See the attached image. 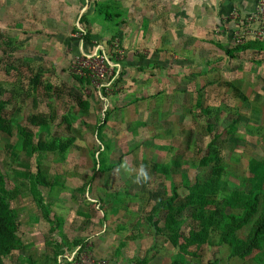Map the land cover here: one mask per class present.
<instances>
[{
  "label": "rangeland",
  "instance_id": "374dc122",
  "mask_svg": "<svg viewBox=\"0 0 264 264\" xmlns=\"http://www.w3.org/2000/svg\"><path fill=\"white\" fill-rule=\"evenodd\" d=\"M246 1L0 0L14 263L264 264V235L233 251L264 200V52L224 53ZM22 140L33 181L16 183Z\"/></svg>",
  "mask_w": 264,
  "mask_h": 264
},
{
  "label": "trees",
  "instance_id": "16d2710c",
  "mask_svg": "<svg viewBox=\"0 0 264 264\" xmlns=\"http://www.w3.org/2000/svg\"><path fill=\"white\" fill-rule=\"evenodd\" d=\"M95 11L98 15L103 16L105 20H110L111 16V9L105 4H94ZM225 12L227 15L228 12ZM116 17V14L114 15ZM255 50L259 52H264V42L259 41H247L243 45H235V46H228L224 48V53L226 56L230 58H234V54L239 53L244 50ZM107 112V111H106ZM42 147V146H39ZM54 148V147H52ZM41 149V148H40ZM8 155L10 156L12 165H6L9 167L7 170L8 173L12 175L13 181L18 183L19 181H33V178L30 173V164L29 161L32 157V143L30 140H22L17 146H8L7 147ZM262 179L264 180V167L261 170ZM3 170L0 168V264H4L6 259H10L15 251L21 250V246L14 241L13 234H12V227L17 219V213L14 209L10 207L8 198H7V190L5 186V177ZM42 179V178H41ZM43 181V180H42ZM184 181L187 184V181L184 178ZM40 182V181H38ZM21 183V182H20ZM197 186V184L195 185ZM177 185L171 186L172 194L169 196L167 203L171 204L175 201L177 195ZM251 236L246 238L243 243L238 242L235 240V247L234 253L235 255L245 256L249 254L256 246V239L260 238L264 235V200L261 204V212L258 218L251 226ZM237 246L240 249H237ZM78 253L84 252L85 244L78 243ZM82 251V252H81ZM75 259V258H74ZM72 259V260H74ZM27 264H35V262L28 257ZM175 263V262H174ZM9 264H16L12 261V258Z\"/></svg>",
  "mask_w": 264,
  "mask_h": 264
},
{
  "label": "built area",
  "instance_id": "2783aa9c",
  "mask_svg": "<svg viewBox=\"0 0 264 264\" xmlns=\"http://www.w3.org/2000/svg\"><path fill=\"white\" fill-rule=\"evenodd\" d=\"M229 16L238 19V24L234 29L236 44H243L247 41L264 42V0H255L251 11L244 10L240 13L233 10Z\"/></svg>",
  "mask_w": 264,
  "mask_h": 264
},
{
  "label": "clouds",
  "instance_id": "9594fccd",
  "mask_svg": "<svg viewBox=\"0 0 264 264\" xmlns=\"http://www.w3.org/2000/svg\"><path fill=\"white\" fill-rule=\"evenodd\" d=\"M129 172H135V176L133 177L134 181L139 183L141 180H147L148 173L145 171L144 167L141 166L139 169H129L127 165H122Z\"/></svg>",
  "mask_w": 264,
  "mask_h": 264
},
{
  "label": "crops",
  "instance_id": "0c3cea01",
  "mask_svg": "<svg viewBox=\"0 0 264 264\" xmlns=\"http://www.w3.org/2000/svg\"><path fill=\"white\" fill-rule=\"evenodd\" d=\"M249 1H252V0H249ZM250 6V8H251V6H252V3L251 2H247L246 1V3H245V5H244V10H249L250 8H248Z\"/></svg>",
  "mask_w": 264,
  "mask_h": 264
}]
</instances>
